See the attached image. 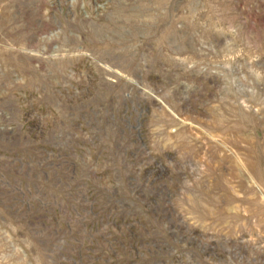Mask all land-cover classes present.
I'll return each mask as SVG.
<instances>
[{"label":"rangeland","instance_id":"obj_1","mask_svg":"<svg viewBox=\"0 0 264 264\" xmlns=\"http://www.w3.org/2000/svg\"><path fill=\"white\" fill-rule=\"evenodd\" d=\"M0 264H264V0H0Z\"/></svg>","mask_w":264,"mask_h":264}]
</instances>
